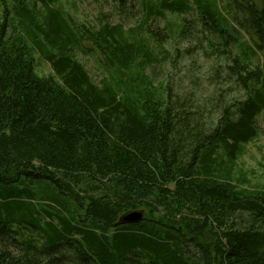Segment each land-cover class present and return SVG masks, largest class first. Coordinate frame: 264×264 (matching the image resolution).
<instances>
[{
  "label": "trees",
  "instance_id": "trees-1",
  "mask_svg": "<svg viewBox=\"0 0 264 264\" xmlns=\"http://www.w3.org/2000/svg\"><path fill=\"white\" fill-rule=\"evenodd\" d=\"M11 2L0 264H264V183L239 166L261 134L264 0H112L116 23ZM167 15L181 23L154 26ZM175 34L188 45L170 52ZM134 211L144 219L120 223Z\"/></svg>",
  "mask_w": 264,
  "mask_h": 264
},
{
  "label": "rangeland",
  "instance_id": "rangeland-1",
  "mask_svg": "<svg viewBox=\"0 0 264 264\" xmlns=\"http://www.w3.org/2000/svg\"><path fill=\"white\" fill-rule=\"evenodd\" d=\"M57 5H61L64 9L69 11L72 18L77 23H93L97 20V16L99 12L105 15L108 20L112 23H116L120 20L119 17L114 15L112 0H101V4H97L92 0H56ZM8 8L11 7V0H6ZM259 5H261V0H257ZM1 3H3L1 1ZM138 4V3H136ZM139 5V4H138ZM4 6L0 4V18L3 15ZM192 19L193 17H189ZM188 19V17H187ZM122 20V19H121ZM171 24L174 29L176 25L181 23V18H177V16L167 15L166 19H157L155 22V27L159 29L163 28L166 24ZM133 23L131 21L127 22V25L130 26ZM176 35V34H175ZM188 45L182 39H179V36L176 35L172 41L166 43V49L170 52L173 51L174 47L185 48ZM84 47L88 50V54L84 55L81 52H77V58L84 63L88 71L93 77L100 78L102 75V68L100 59L101 56L99 52L90 44L84 43ZM187 64V60L182 62V67ZM38 71L40 74H50L51 67L50 65L42 60L39 61ZM258 127L260 128L261 134L260 136L246 146V154L241 159L239 166L248 172V177L251 179L252 184H257V182L264 183V112L258 118ZM253 172V173H250Z\"/></svg>",
  "mask_w": 264,
  "mask_h": 264
},
{
  "label": "water",
  "instance_id": "water-1",
  "mask_svg": "<svg viewBox=\"0 0 264 264\" xmlns=\"http://www.w3.org/2000/svg\"><path fill=\"white\" fill-rule=\"evenodd\" d=\"M143 219H144V212L134 211V212H130V213L124 215L121 218L120 223L136 224V223H139L140 221H142Z\"/></svg>",
  "mask_w": 264,
  "mask_h": 264
}]
</instances>
